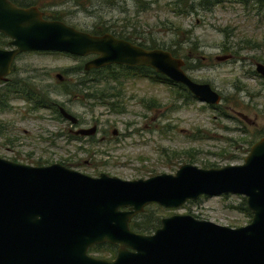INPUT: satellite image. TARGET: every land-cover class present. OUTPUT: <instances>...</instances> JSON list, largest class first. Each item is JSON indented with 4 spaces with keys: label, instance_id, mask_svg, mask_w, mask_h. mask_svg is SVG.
I'll use <instances>...</instances> for the list:
<instances>
[{
    "label": "water",
    "instance_id": "1",
    "mask_svg": "<svg viewBox=\"0 0 264 264\" xmlns=\"http://www.w3.org/2000/svg\"><path fill=\"white\" fill-rule=\"evenodd\" d=\"M0 32L14 48L0 51V80L18 54L48 52L95 56L83 71L109 65L151 69L182 85L207 106L221 96L207 83L191 80L183 61L162 50H143L113 39L76 31L40 19L34 8L18 9L0 0ZM228 57H216L221 62ZM254 72L264 78V66ZM61 81L60 75H55ZM69 125L76 118L62 107ZM95 126L74 135L92 136ZM115 133V130L112 131ZM235 195L244 199L249 222L230 228L188 214L159 220L149 235L129 229L132 217L149 205L174 209L200 197ZM116 246L112 259L88 254L99 244ZM0 264H264V136L241 164L198 168L184 163L173 174L121 180L99 173L87 176L58 163L28 166L0 158Z\"/></svg>",
    "mask_w": 264,
    "mask_h": 264
},
{
    "label": "rangeland",
    "instance_id": "2",
    "mask_svg": "<svg viewBox=\"0 0 264 264\" xmlns=\"http://www.w3.org/2000/svg\"><path fill=\"white\" fill-rule=\"evenodd\" d=\"M253 3L171 18L175 28L180 25L188 33L182 36L175 31L163 38L187 40L178 55L182 59L190 51L199 61L197 68L186 71L187 76L209 84L221 96L218 109L196 100L175 99L166 84L135 79L120 86L122 99L113 104L121 111L112 112L83 94L72 97L59 92L63 80L68 87L82 80L81 73L74 72L79 66L82 69L81 58L48 52L17 55L8 76L10 84H34L49 91V98L77 119L78 128L94 125L98 133L93 141L68 138V131L74 130L68 122L55 120L46 109L31 111L22 100L11 98L9 109L0 111V158L28 166L58 163L87 176L104 173L121 180L173 174L184 163L204 169L241 164L264 131V78L254 72L256 63L264 66V6L256 10ZM216 57L228 59L217 62ZM97 88L119 87L110 83ZM113 130L116 139L110 135ZM101 131L110 137L108 142L97 141ZM242 199L200 197L178 208L160 207L159 216L188 214L236 228L250 220L235 208Z\"/></svg>",
    "mask_w": 264,
    "mask_h": 264
},
{
    "label": "flooded vegetation",
    "instance_id": "3",
    "mask_svg": "<svg viewBox=\"0 0 264 264\" xmlns=\"http://www.w3.org/2000/svg\"><path fill=\"white\" fill-rule=\"evenodd\" d=\"M6 1L10 5L18 9L34 8L39 14L40 19L42 20L59 22L76 31L84 32L94 37L109 35L115 40L122 41L133 47H137L143 50H148V51L162 50L166 52L182 50V48L184 47L187 41L184 38H182L181 41L179 40L174 41L172 39L168 41H164L163 39L164 37L168 35L176 34L175 31L181 32L182 36L188 33V31L184 29H180V25L175 28L173 22L171 21V18L177 17L179 19L182 17H188L190 14H195L197 13V11H202L203 13H205V12H211L217 7H222L229 4L232 5L233 3L241 4V2H238L237 0H6ZM257 1L263 3V0H257ZM259 3L257 4L259 5ZM10 41L11 40L8 37L4 36L0 32V51L12 50L14 47L9 44ZM194 47L198 50V47L196 45H194ZM94 57L95 56H87V57H79V58L83 60L82 63L83 65L85 61L90 60ZM187 57H188L187 68L185 71L182 69L186 74H187L186 71L189 72L197 68L196 66L198 65L199 62L193 58L192 53L190 51H188ZM184 64L185 61H183L182 68L184 67ZM109 66L129 68V69L140 67V66L128 67L125 65H109ZM11 70L12 67L10 65L9 74L5 76V80H0V87L10 84L8 82V76L10 75ZM82 79H85L88 82L93 81V78L90 76L84 77ZM135 79L136 78H132L123 81L121 86L124 85L127 81H133ZM70 126H72L74 130L68 131L71 133V134L69 133L70 135H68V137L70 136L71 139L74 140L89 138L90 141H93L94 136L98 133V130L95 126L96 130L92 136L74 135L73 132L76 131L77 129H80L78 128L77 119H76V124ZM101 132L102 133L97 141L108 142L110 137L107 136L106 132L104 131ZM110 135L114 139H116L117 137L116 131L115 133H112L111 131ZM137 215H135L134 217H136ZM134 217H132L131 220ZM144 235H149V234H144ZM113 247L114 250L116 251V246ZM112 258H100V259H112Z\"/></svg>",
    "mask_w": 264,
    "mask_h": 264
},
{
    "label": "trees",
    "instance_id": "4",
    "mask_svg": "<svg viewBox=\"0 0 264 264\" xmlns=\"http://www.w3.org/2000/svg\"><path fill=\"white\" fill-rule=\"evenodd\" d=\"M244 5H247L249 0H237ZM254 1L253 5L256 7V10H261L262 6H264V2ZM259 3V5L257 4ZM253 7V6H252ZM179 51H169L170 55L174 58H180L178 55ZM193 59V58H192ZM185 61L184 67L182 68L184 71L188 65V57L185 55L182 58ZM198 61V60H196ZM74 72H80L84 77H92L93 81L88 82L85 79L78 80L76 84L72 86H67L65 84V80L59 83L61 94L67 95L70 94L72 97L73 94H83V98L86 100H92L95 104L99 105H107L112 112L119 113L121 108L117 105L113 104L115 100L122 99L121 94V84L123 81L128 79L136 78V79H147L153 83L166 84L172 87L173 98L179 99L182 98L184 101L190 102L195 99L190 95V93L179 84H175L170 82L164 76L154 73L151 69L145 67H135V68H122V67H102L99 69H90L89 71H83L81 66L79 69H74ZM253 75V74H252ZM110 83H114L118 85L119 88L114 89H103L99 90L97 87L106 86ZM49 91H45L43 89L38 88L34 84H24V83H13L4 85L0 87V111H6L9 109L8 101L11 98L20 99L25 104L30 107L31 111H37L41 109H46L52 112V115L55 120L64 121L60 115L58 114L57 107H62L60 104L55 103L49 98ZM111 101V102H108ZM217 106V105H216ZM216 106H208L209 108L218 109ZM264 136V131L260 133V137ZM68 138H71L70 136ZM258 138V139H259ZM257 139V140H258ZM256 140V141H257ZM255 142V141H254ZM253 142V143H254ZM252 143V144H253ZM227 196V195H223ZM240 212L244 213L248 217H250L249 211L245 207L244 199L241 200V203L238 207H235ZM160 207L156 205H149L145 207L142 213L138 214L134 217L130 223L129 228L139 234H150L153 230H155L159 226V220L161 219L159 216ZM88 254H97V258H112L115 254L114 247L109 244H99L95 245L88 249Z\"/></svg>",
    "mask_w": 264,
    "mask_h": 264
}]
</instances>
